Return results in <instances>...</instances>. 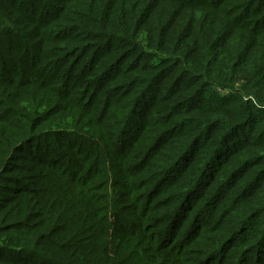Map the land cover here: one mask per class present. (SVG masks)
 Instances as JSON below:
<instances>
[{"label": "trees", "instance_id": "obj_1", "mask_svg": "<svg viewBox=\"0 0 264 264\" xmlns=\"http://www.w3.org/2000/svg\"><path fill=\"white\" fill-rule=\"evenodd\" d=\"M0 264H264V0H0Z\"/></svg>", "mask_w": 264, "mask_h": 264}]
</instances>
